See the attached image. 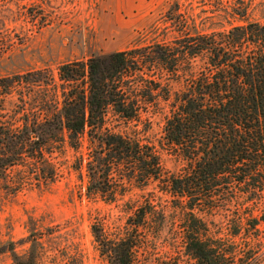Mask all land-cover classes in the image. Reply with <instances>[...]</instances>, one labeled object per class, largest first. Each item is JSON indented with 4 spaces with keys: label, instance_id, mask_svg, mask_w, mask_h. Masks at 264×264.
Segmentation results:
<instances>
[{
    "label": "rangeland",
    "instance_id": "1",
    "mask_svg": "<svg viewBox=\"0 0 264 264\" xmlns=\"http://www.w3.org/2000/svg\"><path fill=\"white\" fill-rule=\"evenodd\" d=\"M244 1L248 15L239 19L232 15L237 7L232 0H0V80L46 72L60 84L58 71L65 64H86L91 58L153 44L180 47L181 37L227 32L245 20L264 23V0ZM170 7L172 15L181 18L184 32L180 35L165 21ZM204 66L205 58L198 57L183 61L174 74L154 67L144 77L160 88L151 102L139 105L137 119H123L108 109L101 129H86L76 145L65 146L55 158L54 184L39 191L26 189L15 197L0 193V264H11L10 248L24 255L27 237L35 232L41 234L44 264H109L100 255L92 227L111 241L134 237L132 264H196L185 250L184 235L190 228L197 229L202 240L216 243L233 264H264L260 221L264 193L257 197L227 193V201L221 199L218 209L196 213L203 223L199 226L189 221L184 205L167 192L166 178L179 176L186 163L164 142L163 127L176 95ZM136 77L141 87V78ZM42 91L25 97L20 87L8 96L0 90V114L14 117L22 106L19 100L31 99L28 106L33 108ZM106 133L150 148L158 159L161 180L142 185L115 176L104 186L114 192L110 202L93 189L88 193V158ZM141 208L145 218L133 229L128 221Z\"/></svg>",
    "mask_w": 264,
    "mask_h": 264
},
{
    "label": "trees",
    "instance_id": "2",
    "mask_svg": "<svg viewBox=\"0 0 264 264\" xmlns=\"http://www.w3.org/2000/svg\"><path fill=\"white\" fill-rule=\"evenodd\" d=\"M232 2L237 5L233 17H247L245 1ZM172 13L170 7L165 21L180 35L184 32L181 18ZM181 40L180 47L153 44L91 58L86 64H65L58 71L60 84L46 72L1 79L3 96L14 87L22 88L25 97L43 91L33 108L28 106L31 99L19 100L17 117L0 114V193L15 197L23 190L39 191L54 184L58 178L55 158L65 146L76 145L86 129H101L108 109L126 120L138 118L139 105L151 102L160 88L144 75L150 76L154 67L174 74L183 61L203 57L204 68L176 95L163 127L164 142L186 163L179 176L166 178L167 192L184 205L189 221L199 226L203 223L196 213L218 209L229 192L262 195L264 23L245 20L227 32L194 33ZM136 74L144 86L139 87ZM88 160L87 191L93 189L109 202L114 192L104 186L115 176L142 185L162 178L151 149L121 135H102ZM145 215L138 209L128 226L139 227ZM260 221L264 224V215ZM91 232L109 264H132L134 237L111 241L96 227ZM201 236L193 228L184 235L185 250L196 264H233L230 255ZM26 243L24 255H17L13 248L7 251L11 264H44L41 234L30 233Z\"/></svg>",
    "mask_w": 264,
    "mask_h": 264
}]
</instances>
